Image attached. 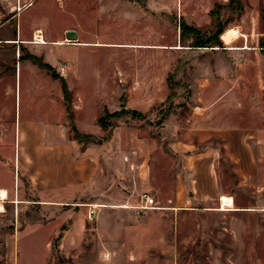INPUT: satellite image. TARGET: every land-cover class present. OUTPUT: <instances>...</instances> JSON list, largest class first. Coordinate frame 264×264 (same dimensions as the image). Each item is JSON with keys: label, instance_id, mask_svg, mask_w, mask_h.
Here are the masks:
<instances>
[{"label": "rangeland", "instance_id": "1", "mask_svg": "<svg viewBox=\"0 0 264 264\" xmlns=\"http://www.w3.org/2000/svg\"><path fill=\"white\" fill-rule=\"evenodd\" d=\"M229 4L0 0V109L4 102L14 119L13 92L3 100L4 88L14 91L19 83L12 57L17 45L9 40L29 34L32 40L39 29L43 40L69 42L65 32H79L95 45L78 49V70L66 62L57 66L65 67L62 73L52 69L61 89L71 84L70 91L65 84L61 103L68 102L72 114L75 108L84 111L81 127L87 131L97 120L95 135L75 140L103 147L102 198L129 194L136 172L143 182L140 195L155 201V209L141 212L136 208L142 204L80 206L69 219L55 204V230L67 229L78 217L82 243L69 251L59 248V233L46 251L41 235L17 243L22 235L15 230L51 219L41 208L6 205L0 214V264H264V0ZM181 21L204 38L223 25L222 47H194V38H180ZM230 134L240 138L233 154L223 139ZM104 205L114 211H101Z\"/></svg>", "mask_w": 264, "mask_h": 264}, {"label": "crops", "instance_id": "2", "mask_svg": "<svg viewBox=\"0 0 264 264\" xmlns=\"http://www.w3.org/2000/svg\"><path fill=\"white\" fill-rule=\"evenodd\" d=\"M75 32L77 41L71 43L60 39H45L44 44H38L37 40H34V35L31 40L30 34L24 37L15 36L14 39L9 40L13 45H17L12 57L15 58V81L19 80V83L17 82L14 91L8 86L3 90V100L9 98L13 92L14 119L8 115L4 102L0 109V194L1 191L6 193L5 200L0 197V204L4 206V212L6 205H15L18 208V205L26 204L29 210L41 208L42 214H45L43 216L46 219L50 217L51 222L46 221L41 225L31 224L19 231L15 230V234L22 235L17 243L23 236L41 235L38 238L44 244L45 251L50 248L52 236L57 233L61 235L59 248L68 251L78 249L83 239L82 234L77 232L79 230L75 222L77 216L73 219V225L67 229L61 231L54 229L52 218L55 204L66 211L67 214L63 215H66L67 219L71 217L70 212L80 206H100L102 202H108L109 207H121L126 206L122 203H128L131 205L126 206L127 209H132L141 204L140 199L134 197L135 194L140 196L139 192L143 188V182L139 183L136 172L134 179L132 177L134 184L129 187L130 195L126 193L125 197H118L116 193L110 194L109 199L102 198V193L107 195V191L103 192L101 189L103 147L84 146L70 137L69 120L65 106L61 103L62 89L50 74L40 69L34 62L38 60L51 69L57 68L60 62H66L69 70L74 68L78 70L80 66L76 58L78 49L88 48L94 43L81 40L79 32ZM55 47L62 49L63 53L58 55L53 50ZM24 49L28 52L21 56V51ZM0 70L1 74H4V68ZM22 74L26 75V83L23 86ZM56 85L57 98H55ZM68 85L66 84L67 88ZM75 109L73 113L75 129L88 137L95 135L97 120L93 122L90 120L91 127L85 131L79 123L81 113L84 111ZM234 135L239 134H230L223 138L229 154H233L235 145H240V138H235ZM118 162L123 170L130 171L129 165L121 159ZM143 166L142 163L140 167ZM136 168H139V165ZM116 203L122 205H115ZM104 206L101 207L103 209L101 211H114L113 208ZM119 214L123 213L119 212ZM37 243L35 242V247ZM30 249L35 248L30 246Z\"/></svg>", "mask_w": 264, "mask_h": 264}, {"label": "trees", "instance_id": "3", "mask_svg": "<svg viewBox=\"0 0 264 264\" xmlns=\"http://www.w3.org/2000/svg\"><path fill=\"white\" fill-rule=\"evenodd\" d=\"M237 0H230V4L228 5L230 7V5H232V3H235ZM179 29H180V38L182 37V35H184L185 33V36H188V37H192L194 38L195 41H198L197 43V46H194V47H197V48H211V47H222L221 46V42L219 40V36L221 35V33L223 32L224 28H223V25L222 26H218L216 27V30L215 32H212L207 38H204L203 35L200 34V32L196 29V28H193V27H190V26H187L183 21H181L179 23ZM199 36V37H198ZM204 38V39H203ZM212 43H214V46L212 45ZM34 62L39 66L40 69L42 70H45L48 74H50L53 79L57 80L58 77L53 74L54 71H52V69L46 65V64H43L41 63L40 61L38 60H34ZM67 88L65 86V84L62 83V92H63V96L67 93ZM66 105L65 106V109H66V113H67V118L69 120V124H70V130L71 132L74 134L75 137H73L74 139H77L79 140L82 136L83 138H86L87 136L86 135H81L74 127L73 125V114L70 110V107H69V103L66 102ZM135 112V111H132V113ZM121 113L124 114V113H127V110H125L124 108L121 110ZM103 119V118H102ZM102 119L99 120V123L102 122ZM80 134V135H79ZM79 136V137H78Z\"/></svg>", "mask_w": 264, "mask_h": 264}, {"label": "built area", "instance_id": "4", "mask_svg": "<svg viewBox=\"0 0 264 264\" xmlns=\"http://www.w3.org/2000/svg\"><path fill=\"white\" fill-rule=\"evenodd\" d=\"M60 72L62 73L65 70V67L62 66L59 68ZM140 201L141 204L136 208L137 211H149L155 209V201L152 197H150L148 194L143 193L140 195ZM135 209V208H134Z\"/></svg>", "mask_w": 264, "mask_h": 264}, {"label": "bare ground", "instance_id": "5", "mask_svg": "<svg viewBox=\"0 0 264 264\" xmlns=\"http://www.w3.org/2000/svg\"><path fill=\"white\" fill-rule=\"evenodd\" d=\"M31 3L28 4V6H30ZM27 6V7H28ZM21 11V10H20ZM34 40H37V43L38 44H44V41H43V38L41 36V31H36V34H34ZM66 42V41H65ZM68 43V42H67ZM0 197L1 199L5 200L6 199V193L1 191V194H0ZM120 208L122 209H127L126 206H121ZM4 212V206L2 204H0V213H3Z\"/></svg>", "mask_w": 264, "mask_h": 264}, {"label": "water", "instance_id": "6", "mask_svg": "<svg viewBox=\"0 0 264 264\" xmlns=\"http://www.w3.org/2000/svg\"><path fill=\"white\" fill-rule=\"evenodd\" d=\"M65 38L69 42H76L77 41V35L76 32L73 30H68L65 32Z\"/></svg>", "mask_w": 264, "mask_h": 264}]
</instances>
